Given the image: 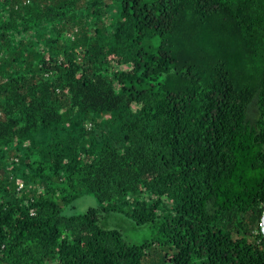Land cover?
Wrapping results in <instances>:
<instances>
[{
    "label": "trees",
    "instance_id": "16d2710c",
    "mask_svg": "<svg viewBox=\"0 0 264 264\" xmlns=\"http://www.w3.org/2000/svg\"><path fill=\"white\" fill-rule=\"evenodd\" d=\"M263 210L264 0H0V264H264Z\"/></svg>",
    "mask_w": 264,
    "mask_h": 264
},
{
    "label": "rangeland",
    "instance_id": "374dc122",
    "mask_svg": "<svg viewBox=\"0 0 264 264\" xmlns=\"http://www.w3.org/2000/svg\"><path fill=\"white\" fill-rule=\"evenodd\" d=\"M98 201L93 195H85L77 200L71 207H63V213L67 216L83 213L90 207H97ZM129 210L126 209V212ZM100 225L108 229H117L123 237L133 244H140L150 239L152 231L148 226H136L129 216L123 213H103Z\"/></svg>",
    "mask_w": 264,
    "mask_h": 264
},
{
    "label": "water",
    "instance_id": "95a60500",
    "mask_svg": "<svg viewBox=\"0 0 264 264\" xmlns=\"http://www.w3.org/2000/svg\"><path fill=\"white\" fill-rule=\"evenodd\" d=\"M261 232H262L263 238H264V210H263L262 218H261Z\"/></svg>",
    "mask_w": 264,
    "mask_h": 264
}]
</instances>
